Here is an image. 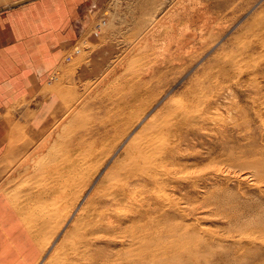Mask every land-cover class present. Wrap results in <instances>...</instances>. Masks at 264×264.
<instances>
[{"label":"rangeland","instance_id":"obj_1","mask_svg":"<svg viewBox=\"0 0 264 264\" xmlns=\"http://www.w3.org/2000/svg\"><path fill=\"white\" fill-rule=\"evenodd\" d=\"M94 10L32 102L8 94L0 103V259L26 264L13 249L24 239L12 244L9 233L24 235L27 225L14 223L29 213L6 215L19 199L22 208L37 204L29 218L40 225L35 241L47 248L37 264H48L65 236L66 249L80 247L51 264L91 255L82 246L90 235L68 232L73 222L53 237L47 208L60 205L65 214L78 197L75 218L132 134L180 103L193 121L175 142L168 183L153 187L146 178L132 222L109 227L120 209L97 206L104 218L94 231L96 254L106 264H264V0H108ZM75 46L81 52L68 61ZM170 118L162 121L177 124ZM97 151L109 156L93 186L68 190L83 174L66 164Z\"/></svg>","mask_w":264,"mask_h":264},{"label":"bare ground","instance_id":"obj_2","mask_svg":"<svg viewBox=\"0 0 264 264\" xmlns=\"http://www.w3.org/2000/svg\"><path fill=\"white\" fill-rule=\"evenodd\" d=\"M188 112V107L183 106L180 103H174L170 107L162 109L155 118L149 121L148 124H150V126L147 124L146 127H143L140 131L133 133L128 144L124 148V157L121 160L116 161L115 165L117 168H115L116 166L112 168V171L107 172V177L100 180V183L98 182L99 184L94 187V192H92V195L87 200L88 205L81 207L79 209L81 212L75 218L72 219L73 213H71V211L76 207L78 197L73 200L71 205L66 207L69 208V210L65 214L61 213L64 208L60 205L47 208L48 215H45L43 221L48 219H56L54 222V227L56 230L53 234V237L56 236L55 234H57L60 230H63L66 225L72 222V227L68 229V232H79L84 230L87 235H90L85 241H83L82 246H87L88 250L93 251V253L84 258H78L77 261H71V264H106L108 257L105 258L102 254H96L97 252L101 251L98 244L100 242V236H97L94 231L95 229H98V222H101L104 218V213L96 212V207L99 205H106L108 206L110 213H115V208L120 209L118 210L117 215L111 216L112 218L109 222V227H112L116 222L124 223L126 221H131V218L129 217L136 213L134 206L138 205L140 208V206H142L144 203L146 197L144 195L146 193L147 184L143 182H146V178L148 176L153 178V187H161L168 183L167 174L171 172V168H169V166L175 160V157L172 156V153L179 149V146L175 142L178 139L183 138L185 130L190 127V122L193 121V119L188 115ZM164 117H171L170 120L173 119L178 122L177 124L175 122L173 125L165 124L162 121ZM121 132V136L125 137L129 134V129H123ZM91 144L95 145L96 143L92 142ZM96 153L97 154L94 152L90 156L66 164L68 168L67 171H70L69 173L74 174L77 172L83 174V176L78 179L79 181L73 180L68 182L69 186L71 187L68 188V190L73 189L72 191L76 194L79 190L84 192L87 188L89 189L93 186L92 183L96 180L97 175L101 172L102 166L107 161V156H109V154L107 156H102V151L100 153L97 151ZM94 160H97L96 163L98 165L90 171L89 168L92 163H94ZM68 190L67 192H69ZM97 197L105 198L106 200L99 201L96 200ZM20 201L21 200L19 199L17 202H15V206L8 210L6 215L9 216L11 213H13V216L17 217L22 213H29L25 219L17 220V223H14L15 225L19 224L21 226L27 225V228L24 232V235L21 234L18 229H16L14 232H11V235L9 233L10 240H13L12 244L16 241H19V239H16L18 237L20 239H24L23 244L21 243L15 246L16 248H13V246L10 245V248H13L15 252L21 254V257H23L26 264H37L38 260L43 258V253L47 249L46 245L40 243L39 241H35L36 235L38 233L37 228L40 225H38L37 222L35 223L33 218H29L31 217L30 212L36 211L34 206L37 204L30 203L28 206L25 205V207L22 208L18 205V202ZM68 202L69 200L66 203ZM95 215L96 223H92V217ZM1 229L5 230V227L1 225L0 230ZM125 229L126 230L123 233L124 235L126 234L125 236H127L126 232L130 231V227L128 226ZM68 232H66V234ZM93 233L94 236H92ZM105 233L107 234H105L107 237L105 239L109 240H107V243L109 245L114 244L113 242L115 240L113 237H116L117 232H114L113 229H110ZM65 241L68 242V240H66V236L58 245L57 250L59 252L53 254L51 256V260L55 258H64V260H70V256L68 255L69 249H77L80 247V244L73 242L70 247L66 249L67 246H63ZM34 254H36L35 257L32 256ZM51 260L48 262V264H51ZM0 261L7 264H14L10 263V261L6 258H1Z\"/></svg>","mask_w":264,"mask_h":264},{"label":"crops","instance_id":"obj_3","mask_svg":"<svg viewBox=\"0 0 264 264\" xmlns=\"http://www.w3.org/2000/svg\"><path fill=\"white\" fill-rule=\"evenodd\" d=\"M107 2L0 0V103L8 94L32 102L63 49L84 33L83 21Z\"/></svg>","mask_w":264,"mask_h":264},{"label":"built area","instance_id":"obj_4","mask_svg":"<svg viewBox=\"0 0 264 264\" xmlns=\"http://www.w3.org/2000/svg\"><path fill=\"white\" fill-rule=\"evenodd\" d=\"M96 35H98V34H96ZM80 51H81V50H80V47H79V46H75V47L73 48L72 55L68 56V57H67V60H68V61L71 60V59H72V56L75 55V54H79Z\"/></svg>","mask_w":264,"mask_h":264}]
</instances>
